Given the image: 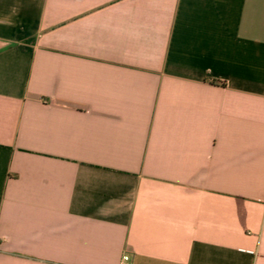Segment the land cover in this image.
I'll return each mask as SVG.
<instances>
[{
  "label": "crops",
  "instance_id": "obj_1",
  "mask_svg": "<svg viewBox=\"0 0 264 264\" xmlns=\"http://www.w3.org/2000/svg\"><path fill=\"white\" fill-rule=\"evenodd\" d=\"M264 264V0H0V264Z\"/></svg>",
  "mask_w": 264,
  "mask_h": 264
},
{
  "label": "built area",
  "instance_id": "obj_2",
  "mask_svg": "<svg viewBox=\"0 0 264 264\" xmlns=\"http://www.w3.org/2000/svg\"><path fill=\"white\" fill-rule=\"evenodd\" d=\"M122 262L132 264V262L130 261V257L126 254L122 257Z\"/></svg>",
  "mask_w": 264,
  "mask_h": 264
}]
</instances>
